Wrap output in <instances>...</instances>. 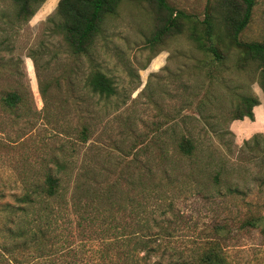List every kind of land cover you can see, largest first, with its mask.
I'll use <instances>...</instances> for the list:
<instances>
[{
  "label": "rangeland",
  "instance_id": "1",
  "mask_svg": "<svg viewBox=\"0 0 264 264\" xmlns=\"http://www.w3.org/2000/svg\"><path fill=\"white\" fill-rule=\"evenodd\" d=\"M57 1L44 0L21 21L14 0H0V227L1 205L14 203L20 179L54 170L56 161L69 170L58 173L65 181L84 169L99 187L117 181L126 192L128 171L148 166L161 191L150 207L170 232L163 241L187 251L221 227L217 238L232 264H264V160L252 137L264 136L256 66L239 67L235 51L212 64L184 34L151 44L154 10L140 0H121L87 52L74 55L56 26ZM167 1L199 17L205 3ZM263 38L264 0H253L240 39ZM94 70L111 79V95L87 86ZM10 91L21 101L8 108L1 96ZM242 95L258 99L253 120H231ZM183 136L194 146L189 156L177 148Z\"/></svg>",
  "mask_w": 264,
  "mask_h": 264
},
{
  "label": "trees",
  "instance_id": "2",
  "mask_svg": "<svg viewBox=\"0 0 264 264\" xmlns=\"http://www.w3.org/2000/svg\"><path fill=\"white\" fill-rule=\"evenodd\" d=\"M43 1L14 0L16 18L28 20ZM120 1H57L56 26L70 53L87 52L104 19L116 13ZM140 1L154 10L151 44L184 34L212 64L224 61L235 51L239 67L252 62L258 69L257 84L264 95V38L240 39L251 19L253 0H205L201 17L174 7L167 0ZM86 84L101 96L114 92L111 79L98 70L87 75ZM1 101L11 108L20 103L21 97L10 91L1 96ZM258 104L255 96H240L231 120H253L252 107ZM86 132L85 127L79 131L83 142ZM252 137L260 139L258 148L264 160V136ZM177 148L189 156L194 146L183 136ZM65 166L56 161L54 170L42 167L36 177L20 179L14 203L1 205L6 221L0 227V264H232L217 238L221 227L215 228V236L201 239L187 251L163 241L170 232L162 228L150 207L151 198H157L161 191L148 166L128 171L129 192L117 181L99 187L84 169L65 181L58 174L66 171ZM126 210L132 225L124 220ZM243 225L258 223L245 219Z\"/></svg>",
  "mask_w": 264,
  "mask_h": 264
}]
</instances>
